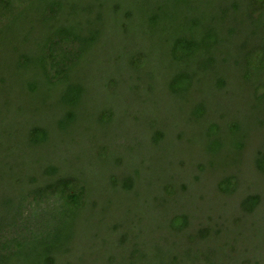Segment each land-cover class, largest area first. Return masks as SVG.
Masks as SVG:
<instances>
[{
    "label": "trees",
    "instance_id": "16d2710c",
    "mask_svg": "<svg viewBox=\"0 0 264 264\" xmlns=\"http://www.w3.org/2000/svg\"><path fill=\"white\" fill-rule=\"evenodd\" d=\"M212 2L215 9L196 0H0V51L7 37L12 42L0 56V106L26 143L19 148L16 132L0 140V264H21L24 247L42 238L48 228L33 218L43 207L50 208L51 251L69 243L81 224L89 170L79 166L87 160L108 177V191L121 195V208L140 187L147 191L151 226L193 243L183 263L264 264V228L255 229L264 226V30L255 26H264V0ZM252 3L244 20L251 30L235 31L232 16ZM162 36L166 46L157 44ZM231 42L240 48L247 94L235 113H208L195 88L212 72L215 92H225L218 62ZM40 98L50 99L49 126L29 116ZM88 115L99 118L97 139L89 137ZM48 127L55 152L45 160L34 154L49 141ZM154 153L166 164L144 186L143 166L148 172ZM123 221L103 225L117 237ZM208 222H216L212 230ZM245 237L253 246L238 248ZM118 244L130 249L123 235ZM128 253L131 261L141 257Z\"/></svg>",
    "mask_w": 264,
    "mask_h": 264
},
{
    "label": "rangeland",
    "instance_id": "374dc122",
    "mask_svg": "<svg viewBox=\"0 0 264 264\" xmlns=\"http://www.w3.org/2000/svg\"><path fill=\"white\" fill-rule=\"evenodd\" d=\"M212 1L213 0H196L197 4L198 2L203 4L201 6L204 9H215L217 2ZM255 7L256 4L252 3L249 9L245 7V10L247 11L245 14L241 15V11L239 10L240 12H237L232 16V26L235 31L237 30L238 32L241 31L246 33L245 30L247 32L251 30L252 27L248 26V21L246 22L244 20L247 19L249 14H251L249 10ZM209 24L210 23L208 22L206 26H209ZM255 26H257V30H264V26H262L260 21L258 22V25ZM107 37H109V40H112L111 36L108 35ZM164 38L165 37L163 36L160 37V39L157 40V44L160 46H166L167 44L165 43V45H163L164 42H162L165 40ZM6 40L7 42L5 43L4 49L0 51V56L6 55L10 50L8 47L12 45V42H10V37H7ZM108 43L111 44V42ZM248 43L250 45L252 42L250 41ZM229 44L231 46H227L225 48L228 50L227 54L223 56V60H221V62H218L221 64L225 92L222 95H218L219 93L215 92L211 84V76L213 74L212 72H208L207 76L205 74L202 75L195 88L199 93V102L204 106L208 113H235L236 107L240 106L239 99L244 94H247L245 85L243 84L245 81L244 76L246 71L244 69L243 59H241L242 55L240 48H237L238 43L231 42ZM253 48L256 47L253 46ZM14 55L16 56L17 54ZM14 55H12V57ZM2 64L3 63L0 61V66H2ZM151 72L156 79L150 80V84L154 85L157 80V72ZM95 90L97 91L96 93H98L99 85L95 86ZM49 98H47V100L42 104V98L37 100L41 105L37 110L32 108L30 109L31 112L29 113V116L31 120H35L36 118L38 119L39 117L47 126L50 125V115H53V112L50 110ZM19 101H21V99ZM85 104L93 107V103L86 102ZM26 105L27 104L24 106ZM162 107H166L165 102H162ZM183 108V106L180 107V112ZM160 111L163 110L160 108ZM184 111L185 109L183 110V113ZM10 112L11 114H15L13 111ZM84 117H87L84 118L85 122L89 125L92 124L90 127L94 129L93 134L89 137L92 139H97L99 131L97 130L98 127H96L95 123L99 121L98 116L88 115ZM15 120L16 118L14 116L7 113L6 108L3 109L0 106V140L4 141L6 140V136H9V133L12 134L16 132L19 148L23 149L24 145H26L25 141L21 138L20 133L15 129L12 130L14 127L10 126V122ZM48 128L49 141L40 149L36 150V153L34 154H38L37 156H40L45 160L50 159V152H55L54 149H50L52 146H50V127ZM111 135L112 133L109 132L106 137H110ZM247 141L248 144L249 142L251 143V140L248 139ZM27 156L28 154L25 155L24 158ZM27 159L28 161H31V158L27 157ZM226 159L227 158L225 155H221V159L219 161L224 163ZM97 164L98 163L96 162L88 163L87 160L86 163L79 166L81 171L89 170V174L87 175V181L84 184L86 189V196L82 198L84 208L80 212V218L78 219L81 224L77 222L79 225H76V231L72 235L73 238L69 241V243L67 241L61 248L53 249L51 251L52 248H50L49 243L50 219L48 217L50 208L46 209V207H43L41 209L42 212H40V215H36L33 220L36 224L35 226L48 228V230L42 233V238H38V240H32L24 247V256H21V264H46L48 261L50 262L48 257L54 260V264H185L183 263V259L186 258L185 251L190 253L194 251L195 248L193 247V243L187 239H183L182 241L173 239L172 237L165 234V231L162 230V227L159 224H157L156 228L151 226L152 220H150V217L146 220V213L148 211L144 208V200H146L145 198L147 197V191L141 189V187L139 188V196L136 197L132 194L130 195V197L134 198L135 201L132 202L129 200V208H121V206L117 204L121 200V195L108 191V187L105 185L108 183V177L104 176V174L98 175L100 168L96 166ZM165 164L166 162L163 159L161 160L160 156L154 153V155H152L150 160L147 162L148 172L146 171V165L143 166V172L146 178L142 181V184L146 186L149 184L148 182L155 180L157 178V173L155 174V172L165 167ZM62 167L63 164L60 165V169H62ZM27 170L29 172V170L31 171L32 169L29 168ZM147 173H149V176ZM25 175L29 174L23 173V176ZM6 177L7 176H4V178ZM121 177L122 175H119L115 179L119 182ZM3 186L4 185L1 183L0 187ZM123 194L126 198H129L127 193ZM91 201L99 203L95 208H91ZM103 205L108 206V208ZM201 208H203V206H201ZM52 210L54 209L52 208ZM101 210H107L106 214L100 213ZM193 210V214L197 213V215H203L201 209L198 210V212L195 208H193ZM102 217H105V219L102 220ZM213 217L215 218V214H213ZM126 219L131 220L132 224L129 225V222L126 221ZM118 220H124L122 222L123 225L120 227L119 232L117 233L118 236H110V232L107 228H104L103 222L112 224L114 221ZM208 224V229L212 230V227H215L216 222H208ZM262 228H264V226L259 225L256 226L255 229L262 230ZM122 235L130 244L129 250L132 249L133 251L134 249H137L141 254V257L138 260L131 261L128 253L129 250H124L123 247L118 244L119 236ZM250 239V237L241 239L238 248L241 249V247L245 248L249 247L248 245L250 244L252 245V240ZM217 243L220 245V243L223 242L217 241ZM211 248H217V244L213 245ZM243 252L244 250H242L240 253H236L237 257H243ZM238 261L239 264H241V260ZM238 261L234 258L232 262H229L231 264H238Z\"/></svg>",
    "mask_w": 264,
    "mask_h": 264
}]
</instances>
